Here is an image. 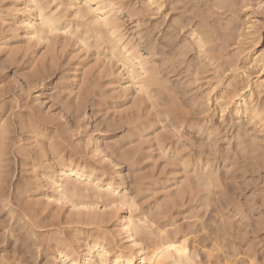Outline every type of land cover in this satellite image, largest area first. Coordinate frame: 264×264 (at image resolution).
<instances>
[{
	"label": "rangeland",
	"instance_id": "obj_1",
	"mask_svg": "<svg viewBox=\"0 0 264 264\" xmlns=\"http://www.w3.org/2000/svg\"><path fill=\"white\" fill-rule=\"evenodd\" d=\"M31 1L0 0V138L4 136L0 139V264H71L70 260L77 264H101L100 255L105 258L104 264H115L118 256L125 259L137 256L132 264H140L139 256L149 255L161 239L170 238L169 241L177 239V244L185 247V254L194 264H264V92L259 93L263 87L260 83L264 81V71L261 72L264 67L263 23L257 24V29L249 30L256 16L261 15L256 13L258 0H252L255 5L249 6L250 9L236 6L229 0V5H234V14H224L220 10L218 13L215 10L218 0H204L209 2L207 6L203 0H178L175 4V0H116L118 7L124 6L120 13L112 11L114 16L110 13L114 20H121L117 22L120 29L116 36H124L123 45L130 43L129 48L139 50L138 57L146 74L138 67L134 71L136 68L132 70L130 65H124L121 59L125 56L119 57V51L114 50L117 53L112 54L110 41L104 39L114 40V37L104 27L87 23L88 19L97 16L94 10L105 0L103 3L92 0L89 7L85 5L89 0H79L80 4H75L74 0H39V5L33 3L35 0ZM233 1L241 4V0ZM169 2L177 8L191 3L186 6L187 15L181 13L182 10L174 11L179 14L178 22L175 17L173 19L179 24L198 12L196 25H189L191 29L187 27L186 31L200 33V27H203L200 25L207 20L204 27L207 25L206 30L211 32L213 46L221 49L225 45L223 42L242 40L241 35L246 42L227 48L225 51L229 55L221 50L213 53L217 54L216 59L221 56V62L203 58L204 61L194 52L189 55L190 60L182 58L180 53L188 46L189 36L184 38L182 34V38H177L173 28H168V19L173 14L171 8H174L172 5L167 9ZM214 3L212 11L209 6L213 7ZM202 6L206 7L204 10L210 17ZM39 9L62 21L57 33H49L50 36L45 33L43 37L39 35L41 32L33 34L34 28L39 31ZM200 13L207 17L203 18ZM258 13L263 12L259 10ZM79 14L83 17H75ZM166 15H169L168 19ZM30 21L33 25L28 24ZM209 24H212L211 29ZM78 26H82L81 29ZM94 27L101 28L103 34L99 36L110 37L98 36L101 44L97 36L91 34ZM227 28L233 30L230 39H227ZM250 31L257 35H250ZM85 32L90 33L86 38ZM166 34L168 37L164 38ZM88 37L89 44L97 40L96 44L82 42ZM81 39V42L77 41ZM216 42L221 45L216 46ZM121 54L125 55L123 51ZM228 60L238 61L234 75L239 77L242 86L248 84V89H252L251 93L246 90L244 93L247 92L245 97L249 103L246 107L255 112L246 109L245 105L240 112L226 110L223 101L217 99V94L227 88L229 81L225 77L230 74L224 77L217 64L229 63ZM201 66L205 70H201ZM42 70L46 71L42 73ZM257 90L259 94H256ZM255 117L259 118L255 120ZM5 137L10 141L7 142ZM69 165L75 171H85L91 178L62 182L63 169ZM94 183L99 187L93 191ZM73 188L80 189L78 198L64 196ZM200 238L201 242L204 238L208 241L204 239L203 244ZM207 253L212 258H207ZM65 256L71 259L65 261Z\"/></svg>",
	"mask_w": 264,
	"mask_h": 264
},
{
	"label": "bare ground",
	"instance_id": "obj_2",
	"mask_svg": "<svg viewBox=\"0 0 264 264\" xmlns=\"http://www.w3.org/2000/svg\"><path fill=\"white\" fill-rule=\"evenodd\" d=\"M31 1V0H30ZM33 1V0H32ZM31 1V2H32ZM37 1L39 2L38 4H37ZM46 1V0H45ZM59 1V0H58ZM57 1V2H58ZM90 1H92V0H89V1H87L86 3H85V1H84V3H85V5H87L88 4V7H89V3H90ZM101 1V0H100ZM103 1L104 0H102V3H103ZM115 1L116 0H105L104 1V4L103 5H98L97 7H96V9L94 10V12L97 14V16L96 15H94L95 17H92L91 19H93V20H90V19H88V16H87V19H88V21H87V23H89V24H93V23H95V24H97V25H99L100 27H104L107 31H108V33L110 34V36L112 35L113 37H114V40H109L108 38H106V39H104V40H106V41H110V49H111V51H112V54H115V53H117V51H119V55L118 54H116V55H118L119 57H120V55H121V57L122 56H125V57H122L123 59H121V62H123V64L124 65H130V68L133 70V69H135L134 71H136L137 70V67L141 70V71H143V73L144 74H146L147 72H146V70H144L143 69V67H142V62L139 60V57L138 56H140V55H138V51L136 52L134 49H132V46H131V48H129L130 46V43H129V45H128V43H127V45H123L122 43H121V41H122V39H123V37H117L116 36V33L117 32H119L118 30L120 29V25L118 24L119 23V21H121V20H119V21H116L117 19H113L112 18V16L110 15V13L113 11V12H116V11H118L119 13L121 12V9L124 7H118V5L115 3ZM126 1V0H125ZM132 1V0H131ZM130 1V2H131ZM151 1V0H150ZM153 1V0H152ZM167 1H169V0H167ZM173 1V0H172ZM188 1V0H187ZM187 1H184V3L185 2H187ZM190 1V0H189ZM204 1V0H203ZM217 1V0H216ZM243 1V2H242ZM255 1H257V0H255ZM21 2V1H20ZM54 2V1H53ZM93 2V1H92ZM96 2V1H95ZM99 2V1H98ZM134 2V1H133ZM175 2H179L178 0L176 1H174V3L173 4H175ZM200 2V1H199ZM204 2H207L206 3V5L205 6H207V4L209 3L208 1H204ZM229 0H218L217 1V3H216V7L215 8H217V9H215V10H218V13H219V10L220 11H224V14L225 13H231V14H234L235 13V11H233L234 9L232 8V7H234V5H242L243 6V8L245 7V8H249L250 9V7L249 6H251V5H255V3L254 4H252L253 3V1L252 0H241V4H240V1H238V3H237V1H231L230 0V2L232 3H235L234 5H232V6H230L229 5ZM258 2V4H256V8H257V10H256V13L257 14H261L260 15V17L259 16H256V13L254 12V10H253V13H254V15L256 16V21L255 22H253V24L251 25V26H249V30H253L255 27H257V24H259V23H263V26H262V30L264 29V0H258L257 1ZM33 3L34 4H36V5H39L41 2L39 1V0H35V1H33ZM62 3V2H61ZM74 3L75 4H77V3H79V0H74ZM100 3V2H99ZM101 3V4H102ZM168 3V2H167ZM167 3H165V4H167ZM170 3V2H169ZM232 3V4H233ZM34 4H33V7H34ZM80 4V3H79ZM97 4V3H96ZM95 4V5H96ZM120 4V3H119ZM173 4H171L170 3V5H169V7L167 8V9H170V7H172V5ZM180 4H181V2H180ZM191 4V3H190ZM190 4H187V5H189L190 6ZM35 5V6H36ZM121 5H123V4H120V6ZM131 5V4H130ZM134 5V4H133ZM159 5H160V3H159ZM186 5V6H187ZM236 5V6H237ZM46 6V5H45ZM49 6V5H48ZM62 6V5H61ZM60 6V7H61ZM71 6V5H70ZM73 6V5H72ZM78 6V5H77ZM90 6H92L91 4H90ZM156 6V5H155ZM174 6V5H173ZM177 6H178V3H177ZM182 6V5H181ZM176 7V5L174 6V8L172 7L171 8V11L173 12V14H171V16L169 17V19H168V16L170 15L169 13V15L167 16L166 15V17H167V19H168V28L170 27H172L173 29V33H175V35L174 36H176L177 38L178 37H181V35H182V37H184V38H186V35L188 34V36H189V38L186 40V42L188 43V46L187 47H185L184 49H182V51H181V53H180V56L183 58H185V59H187V58H189V55L190 54H193V52L194 53H196V55H197V57H199V58H202V60H209V61H213V60H215V61H220V57H218V59H216L217 58V54L215 55V54H213V53H215V52H217V51H220L221 53L223 52L224 53V51L228 48H230V47H232V46H234V45H237L236 47H238V46H241L242 44H243V42L245 41V38L243 39L242 38V35L241 36H239V38L240 39H242V40H240V41H238V42H236V39L234 40V38H233V40L234 41H231V40H228V41H226V31H228L227 29H226V31L224 32L225 34H224V37H225V43L223 42V40H221V42H223V44H225V45H223L222 46V48L220 49L218 46H217V44H219V43H215V45L218 47V50H217V47H215V46H213L212 45V43H213V41H212V39L210 38V37H212V35L211 36H209V34L211 33H209V31H208V29L206 30V28H207V25H206V27H204V24L206 23V21H204L205 23L203 24V25H200V26H203V27H200V28H202V29H200V33H197L196 32V30L193 28V30H195V31H191L190 32V30H188V31H186L187 29V27L188 28H190L191 26H195L196 25V23H195V16H196V14L198 13L197 11V13H195V16L194 15H192V16H194V17H188V19L186 20V18H185V21H183V22H180L179 24H177L176 22H175V20H176V17L179 15H176L175 13H174V11L176 12V11H181L182 10V12L181 13H183L184 15H187L186 14V12L188 11H186L185 12V10L187 9V7L184 5L183 7ZM209 6V5H208ZM214 6H215V3H214V5H213V7L212 6H209V7H211V10L213 11V9H214ZM242 6H240L241 8H242ZM26 7V6H25ZM50 7V6H49ZM57 7V6H56ZM133 7V6H132ZM193 7V6H192ZM239 7V6H238ZM239 7V8H240ZM252 7V6H251ZM35 8V7H34ZM37 8V7H36ZM40 8V7H39ZM48 8V7H47ZM86 8V7H85ZM92 9H93V7H91ZM203 8V9H202ZM202 10L203 11H206V10H204V8H206V7H204V6H202ZM255 8V9H256ZM91 9V10H92ZM107 9H109V10H107ZM127 9V8H126ZM125 9V10H126ZM191 9V8H190ZM195 9V8H194ZM209 9V8H208ZM253 9V8H252ZM251 9V10H252ZM83 10V9H82ZM82 10H80V11H82ZM90 10V11H91ZM124 10V9H123ZM122 10V11H123ZM128 10H129V7H128ZM128 10H126V11H128ZM131 10H133L132 8H131ZM184 10V11H183ZM198 10V9H197ZM259 10H262V12L263 13H258V11ZM44 11L45 10H43V9H39L38 10V12H39V20H40V23H39V31H38V29L36 30L35 28H34V31H33V34L34 35H36V34H38V33H40L39 35H46L45 33H48V35L47 36H50L49 35V33L50 34H52V33H57L58 32V30H60V27H62L61 26V24H60V21L58 20V18L55 16V15H52V13H51V15L48 13V14H46V13H44ZM55 11H56V9H55ZM54 11V12H55ZM85 11V10H84ZM87 11H88V9H87ZM170 11V10H169ZM170 11V12H171ZM200 11V10H199ZM208 11H210V10H208ZM236 11H237V9H236ZM242 11V10H241ZM47 12V11H46ZM60 12V11H59ZM93 12V13H94ZM112 12V14H113V16H114V13ZM128 12H130V11H128ZM189 12H191V11H189ZM207 12V11H206ZM234 12V13H233ZM252 12V11H251ZM57 12H55V14H56ZM93 13H91L90 12V14H93ZM133 14L135 13V11H133L132 12ZM132 13H130V14H132ZM188 13V12H187ZM193 13V12H192ZM202 13H204V12H202ZM202 13H200V14H202ZM208 13V12H207ZM207 13H204V14H207ZM211 13H213V12H211ZM216 13V12H215ZM238 13H240V12H238ZM237 13V14H238ZM21 14V13H20ZM59 14H61V13H59ZM78 14V13H77ZM82 14V13H81ZM86 14H88V12H86ZM123 14V13H122ZM126 14V13H125ZM130 14H129V16H130ZM137 15H138V12L136 13ZM135 14V15H136ZM182 14V15H183ZM190 15H191V13H189ZM188 14V15H189ZM217 14V13H216ZM220 14H222V13H220ZM220 14H219V16H220ZM224 14H222L223 16H225ZM73 15V14H72ZM116 15H118V13L116 14ZM199 15V14H198ZM198 15H197V17H198ZM208 15V17H210V15H209V13L207 14ZM207 15H205L206 17H207ZM213 15H214V13H213ZM77 16H82V15H76L75 17H77ZM133 15H131L130 17H132ZM152 16V15H151ZM200 16V15H199ZM204 16V17H205ZM37 17V16H36ZM83 17V16H82ZM153 17V16H152ZM166 17H164V18H166ZM175 17V20L173 19ZM187 17V16H186ZM196 17V18H197ZM202 17H203V14H202ZM202 17H200V18H202ZM203 17V18H204ZM222 17V16H221ZM231 17V16H230ZM236 17V15L235 16H233L232 18H235ZM263 17V18H262ZM61 18V17H60ZM116 18V17H115ZM118 18V17H117ZM178 18H179V16H178ZM200 18H198L199 20H200ZM212 18V17H211ZM250 18V17H249ZM62 19V18H61ZM86 19V20H87ZM121 19V18H120ZM130 19V18H129ZM128 19V20H129ZM144 19V18H143ZM220 19V18H219ZM219 19H216V20H219ZM231 19V18H230ZM79 20V19H78ZM77 20V22H79V21H81V17H80V20L78 21ZM82 20H83V18H82ZM131 20V19H130ZM148 20V19H147ZM202 20V19H201ZM200 20V21H201ZM204 20V19H203ZM228 20V19H227ZM234 20V19H233ZM93 21V22H92ZM132 21V20H131ZM164 21V20H163ZM177 22H178V19L176 20ZM211 21H213V20H211ZM210 20H209V22H211ZM250 21H252V20H250ZM62 22V21H61ZM70 22V21H69ZM92 22V23H91ZM118 22V23H117ZM137 22V21H136ZM141 22V21H140ZM160 22V21H159ZM158 22V23H159ZM199 22V21H198ZM230 22H231V20H230ZM36 23V22H35ZM73 23H75L74 21H73ZM86 23V22H85ZM86 23V25H88ZM122 23V22H121ZM120 23V24H121ZM225 23V22H224ZM29 25H33V23H31V21L28 23ZM202 24V23H201ZM208 24V23H207ZM219 24V23H218ZM247 24V23H246ZM65 25V24H64ZM82 25V24H81ZM85 24L83 25V26H86ZM137 25H139V24H137ZM136 25V26H137ZM189 25H191L190 27H189ZM210 25V24H209ZM212 25V24H211ZM211 25H210V28L209 29H211ZM216 25V24H215ZM67 26V25H66ZM74 26V25H73ZM77 26V25H76ZM88 26H90V25H88ZM87 26V27H88ZM94 26V25H93ZM92 25H91V27H93ZM122 26V25H121ZM139 26H141V25H139ZM163 26V25H162ZM165 26V25H164ZM179 26V27H178ZM199 26V24H197V27ZM244 26V25H243ZM259 26V25H258ZM31 27H33V26H31ZM80 26H78V28H79ZM82 27V26H81ZM81 27H80V29H81ZM86 27V28H87ZM156 27V26H155ZM177 27H178V29H177ZM214 27V26H213ZM242 27V26H241ZM78 28H75L76 29V31L77 30H79L80 31V29H78ZM85 28V29H86ZM89 28V27H88ZM95 28V29H94ZM94 28H92L93 29V31H92V33L91 34H93L94 36H97L96 37V39H99V42H100V38H98V36L100 35V34H103L102 32H101V28L100 29H98L97 27H94ZM97 28V29H96ZM122 28H123V26H122ZM137 28H138V26H137ZM196 28V27H195ZM259 28H260V26H259ZM91 29V28H90ZM123 29H125V28H123ZM140 29V27L138 28V30ZM191 29V28H190ZM197 29H199V28H197ZM231 29V28H230ZM234 29V28H233ZM247 29V28H246ZM255 29H257V28H255ZM66 30V29H65ZM69 30V29H68ZM84 30V29H83ZM87 30V29H86ZM122 30V29H121ZM141 30V29H140ZM215 30H218V29H215ZM244 30V29H243ZM261 30V31H262ZM28 31V30H27ZM57 31V32H56ZM87 31H89V30H87ZM128 31V30H127ZM135 31V30H134ZM136 31H137V29H136ZM178 31V32H177ZM231 31H233L232 29L231 30H229V33L227 34V39H230L231 37H229V36H232V35H230V32ZM4 32V31H3ZM66 32H68V31H66ZM78 32V31H77ZM199 32V31H198ZM215 33L217 32L218 33V31H214ZM247 32V31H246ZM255 32V31H254ZM89 33V32H88ZM87 32H85V35L86 34H88ZM140 33V32H139ZM177 33V34H176ZM220 33H221V31H220ZM232 34H233V32H231ZM69 34H70V31H69ZM74 34H75V32H74ZM107 34V33H106ZM124 34V33H123ZM133 34H135V33H133ZM137 35H139L138 34V32L136 33ZM141 34V33H140ZM249 34L251 35L252 34V32L250 31L249 32ZM255 34V33H254ZM258 34H260V33H258ZM263 35H262V37H263V41H264V33H262ZM43 35H42V37H43ZM62 35V34H61ZM76 35V34H75ZM74 35V36H75ZM82 35V34H81ZM84 35V34H83ZM89 35H90V33H89ZM143 35V34H142ZM167 35V36H166ZM165 36H163L164 38L165 37H168V34H166ZM170 35H172V34H170ZM169 35V36H170ZM220 35V34H219ZM218 35V36H219ZM235 35V34H234ZM244 35V34H243ZM253 35V34H252ZM257 35V34H256ZM256 35H253V36H256ZM261 35V34H260ZM63 36V35H62ZM64 36H65V34H64ZM66 36H67V33H66ZM107 35H105V37H106ZM110 36H107V37H110ZM120 36H122V35H120ZM144 36V35H143ZM143 36L142 37H139V40H140V42H142V40H143ZM215 35H213V37H214ZM223 36V35H222ZM51 37H52V35H51ZM87 37V35L84 37V38H86ZM99 37H101V38H105L104 36L102 37V36H99ZM137 37V36H136ZM145 37V36H144ZM171 37V36H170ZM181 37V38H182ZM216 37L217 36H215L214 38H215V40L217 41H220L219 39H216ZM223 37V38H224ZM233 37H235V36H233ZM238 37V36H237ZM252 37V36H251ZM46 38V37H45ZM44 38V40H46L47 42H48V39L46 38L45 39ZM75 38V37H74ZM80 38V37H79ZM83 38V41H82V39L81 40H77V41H79V42H84L85 43V41L87 42L88 41V39L90 38V37H88L87 39H84ZM92 38V37H91ZM112 38V37H111ZM110 38V39H111ZM131 38H133V37H131ZM173 38V37H172ZM177 38H175L174 37V39H177ZM180 38V39H181ZM218 38V37H217ZM220 39H221V37H219ZM222 38V39H223ZM246 38H248L247 37V35H246ZM36 39V38H35ZM42 39V38H41ZM95 39V40H96ZM126 39V38H125ZM261 39V38H260ZM32 40V39H31ZM73 40V39H72ZM146 40H147V38H146ZM247 40V39H246ZM257 40H258V37H257ZM103 41V40H102ZM148 41V40H147ZM261 41V40H260ZM96 42H97V40H96ZM96 42L95 43H92V42H90L91 44H96ZM123 42V41H122ZM139 42V41H138ZM144 42V41H143ZM149 42V41H148ZM147 42V43H148ZM246 42V41H245ZM249 42V41H248ZM259 42V41H258ZM40 43V42H39ZM44 43V42H43ZM46 43V42H45ZM101 44H102V42H100ZM108 43V42H107ZM146 43V42H145ZM151 43V42H150ZM169 43V42H168ZM88 44H89V41H88ZM91 44H89V45H91ZM104 44V43H103ZM170 44V43H169ZM175 44V43H174ZM87 45V44H86ZM105 45V44H104ZM103 45V46H104ZM133 45V44H132ZM151 45V44H150ZM166 45V44H165ZM219 45H221V43L219 44ZM83 46H85V45H83ZM93 46V45H92ZM96 47H98V45H95ZM99 46H100V44H99ZM102 46V45H101ZM137 46V45H136ZM144 46V45H143ZM169 46V45H168ZM167 46V47H168ZM174 46V45H173ZM186 46V45H185ZM245 46V45H244ZM98 48H100V47H98ZM108 48V47H107ZM137 48V47H136ZM147 48V47H146ZM171 48V47H170ZM174 48V47H173ZM240 48V47H239ZM244 48V47H243ZM97 49V48H96ZM101 49V48H100ZM99 49V50H100ZM175 49V48H174ZM103 50V49H102ZM114 50H117V51H114ZM173 50V49H172ZM171 50V52H173ZM176 50H178L177 48H176ZM237 50V49H236ZM238 50H241V49H238ZM94 51V50H93ZM96 51V50H95ZM122 51H123V53H125V55H123V54H121L122 53ZM125 51V52H124ZM250 51H251V49H250ZM115 52V53H114ZM174 52H175V50H174ZM177 52V51H176ZM242 52H244V51H242ZM108 53V52H107ZM110 53V52H109ZM228 53V52H227ZM226 53V51H225V54H227ZM237 53H239L238 51H237ZM240 53H241V51H240ZM218 54H220V53H218ZM104 55V54H103ZM115 55V56H116ZM178 55V54H177ZM227 55H229V54H227ZM175 56H176V54H175ZM232 56V55H231ZM244 56V55H243ZM257 56V55H256ZM142 57V56H141ZM178 57V56H177ZM180 57V58H181ZM193 57V56H192ZM222 57H223V54H222ZM238 57V56H237ZM236 57V58H237ZM242 57V56H241ZM176 58V57H175ZM181 58V59H182ZM204 58V59H203ZM13 59V58H12ZM11 59V60H12ZM103 59V58H102ZM107 59H109V58H107ZM113 59V58H112ZM117 59V58H116ZM116 59H113V60H116ZM120 59V58H119ZM192 59H194V58H192ZM235 59V58H234ZM238 59V58H237ZM2 60H3V58H2ZM189 60H190V58H189ZM204 60V61H205ZM222 60V59H221ZM257 60V59H256ZM18 61V60H17ZM20 61V60H19ZM109 61V60H108ZM183 61V60H182ZM229 61V60H228ZM234 61V60H233ZM2 62H6V61H2ZM10 62V61H9ZM13 62V61H12ZM11 62V63H12ZM113 62V61H112ZM137 62V63H136ZM221 62V61H220ZM223 62V61H222ZM226 62V61H225ZM256 62V61H255ZM106 63V62H105ZM174 63V62H173ZM182 63H185V62H182ZM187 63H188V61H187ZM194 63H196V64H198V66L200 65V63H198V62H194ZM194 63H192V64H194ZM202 63V62H201ZM205 63V62H204ZM211 63V62H210ZM217 63V62H216ZM241 63V62H240ZM2 64V63H1ZM6 64H7V62H6ZM17 64V63H16ZM121 64V63H120ZM175 64V63H174ZM191 64V65H192ZM203 64V63H202ZM213 64V63H212ZM3 65V64H2ZM117 65V64H116ZM173 65V64H172ZM179 65H180V63H179ZM182 65V64H181ZM208 65V64H207ZM206 65V66H207ZM251 65V64H250ZM7 66V65H6ZM122 66V65H121ZM174 66V65H173ZM195 69H196V67L194 66V65H192ZM209 66V65H208ZM244 66V65H243ZM14 67V66H13ZM172 67V66H171ZM174 67H176V66H174ZM216 67V66H215ZM217 67H219L218 69H222L221 70V72L223 73V75H224V77H225V74H229V72H230V74L229 75H227L225 78L227 79V81H229L228 82V85H226V89L225 90H222L221 92H220V94H217V99L219 100H221V101H223V102H221V103H223V106L226 108V110L227 109H235V110H240L241 108H242V106H244L245 105V108L246 109H249L250 108V110L252 111V112H255L254 110H253V108H251V107H246V106H249V103L247 102V98L245 97V94L248 92H252V89L250 90V89H248V88H250V86L247 84V86L244 84V86H246L245 88H244V86H242V82H238V79H239V77L238 76H236V75H234V73H235V70L236 69H238V61H236V62H231V61H229V63L227 62V63H219V65L217 64ZM216 67V68H217ZM260 67V66H259ZM19 68V67H18ZM145 68V67H144ZM198 68V67H197ZM202 68V66L200 67V69ZM212 68V67H211ZM20 69V68H19ZM122 69H124V66H123V68ZM126 69V68H125ZM180 69V68H179ZM182 69V68H181ZM199 69V70H200ZM204 69V68H203ZM203 69H201V70H203ZM210 69V68H209ZM215 69V68H214ZM255 69V68H254ZM18 70V69H17ZM39 70V69H38ZM48 70V69H47ZM56 70V69H55ZM139 70V71H140ZM174 70H177V69H174ZM198 70V69H197ZM196 70V71H197ZM200 70V71H201ZM205 70V69H204ZM43 71L44 70H42L41 72L43 73ZM46 71V70H45ZM44 71V72H45ZM179 71H182V70H179ZM188 71V70H187ZM237 71V70H236ZM262 71H264V67L261 69V72ZM16 72V71H15ZM14 72V73H15ZM18 72V71H17ZM39 72V71H38ZM173 73H174V71H172ZM198 72V71H197ZM239 72V71H238ZM241 72V71H240ZM260 72V71H259ZM34 73H35V71H34ZM137 73V72H136ZM181 73V72H180ZM199 73H202V72H199ZM31 74V73H30ZM37 75H38V73H36ZM138 74V73H137ZM139 74H141V73H139ZM174 74H176V73H174ZM204 74V73H203ZM32 75V74H31ZM45 75V74H44ZM132 75H134V74H132ZM199 75H201V74H199ZM243 75V74H242ZM255 75V74H254ZM34 76V75H33ZM39 76V75H38ZM46 76V75H45ZM136 76V75H135ZM141 76H143V75H141ZM179 76V75H178ZM206 76V75H205ZM219 76V75H218ZM253 76V75H252ZM257 76V75H256ZM36 77V76H35ZM134 77V76H133ZM137 77H138V75H137ZM221 77V76H220ZM237 77H238V79H237ZM258 77V76H257ZM32 78V77H31ZM38 78V77H37ZM150 78V77H149ZM190 78V77H189ZM195 78V77H194ZM203 78V77H202ZM215 78V77H214ZM34 79V78H33ZM42 79H43V77H42ZM153 79V78H152ZM152 79H150V80H152ZM221 79H223L222 77H221ZM245 79V78H244ZM40 80V79H39ZM155 80V79H154ZM241 81V80H240ZM245 81V80H244ZM37 82V81H36ZM134 82V81H133ZM144 82H146V81H144ZM207 82V81H206ZM216 82V81H215ZM222 82H223V80H222ZM251 82V81H250ZM250 82H249V84H250ZM32 83H34L35 84V82H34V80L32 81ZM135 83V82H134ZM195 83V82H194ZM198 83V82H197ZM245 83H248V82H245ZM260 83V82H259ZM140 84V83H139ZM260 84H263V87H261V90H259V93L261 94L262 92H264V81H262ZM259 84V85H260ZM42 85V84H41ZM159 85V84H158ZM211 85V84H210ZM33 86H35V85H33ZM228 86L229 87H231L232 86V88L230 89L229 88V90H228ZM32 87V86H31ZM147 87V86H146ZM145 87V88H146ZM221 87V86H220ZM252 87V86H251ZM30 88V87H29ZM35 88V87H34ZM161 88V87H160ZM169 88V87H168ZM201 88V87H200ZM171 89V88H170ZM3 90H5V88L3 89ZM152 90V89H151ZM247 91L246 93H244V91ZM7 91V90H6ZM197 91V90H196ZM254 91V90H253ZM167 92V91H166ZM169 92V91H168ZM57 93V92H56ZM258 93V90H257V93L256 94H259ZM92 94V93H91ZM145 94V93H144ZM172 94V93H171ZM196 94V93H195ZM208 94V93H207ZM212 94V93H211ZM209 95V94H208ZM9 96V95H8ZM61 96V95H60ZM195 96V95H194ZM211 96V95H210ZM247 96V95H246ZM254 96V95H253ZM260 96V95H259ZM62 98V97H61ZM81 98V97H80ZM59 99H60V97H59ZM160 99V98H159ZM171 99V98H170ZM210 99V98H209ZM61 100V99H60ZM59 100V101H60ZM87 100V99H86ZM89 100V99H88ZM211 100V99H210ZM142 101V100H141ZM141 101H139V102H141ZM144 101V100H143ZM163 101V100H162ZM249 101V100H248ZM250 101H251V99H250ZM263 101V100H262ZM200 102V101H199ZM84 103H86V102H84ZM143 103V102H142ZM209 103V102H208ZM83 104V103H82ZM220 104V103H219ZM209 105V104H208ZM78 106V105H77ZM94 106V105H93ZM142 106V105H141ZM251 106V105H250ZM264 106V105H263ZM80 107V106H79ZM221 107H222V105H221ZM259 107V106H258ZM15 108V107H14ZM29 108V107H28ZM27 108V109H28ZM63 108H64V106H63ZM183 108H184V106H183ZM244 108V107H243ZM264 108V107H263ZM263 108H261V109H263ZM16 109H17V107H16ZM36 109H37V107H36ZM83 109V108H82ZM142 109V108H141ZM186 109V108H185ZM259 109V108H258ZM257 109V110H258ZM3 110V109H2ZM138 110V109H137ZM173 110V109H172ZM178 110V109H177ZM176 110V113L178 112ZM180 110H181V108H180ZM179 110V111H180ZM243 110V109H242ZM11 111V110H10ZM153 111H155V110H153ZM189 111V110H188ZM217 111V110H216ZM231 111V110H230ZM258 111H260V110H258ZM4 112V111H3ZM162 112V111H161ZM181 112V111H180ZM240 112V111H239ZM257 112V111H256ZM7 113V112H6ZM185 113V112H184ZM260 113H262L261 111H260ZM9 114V113H8ZM38 114V113H37ZM155 114V113H154ZM175 114V113H174ZM217 114V113H216ZM238 114V113H237ZM240 114V113H239ZM257 114V113H256ZM166 115V114H165ZM182 115V114H181ZM181 115H180V117H181ZM253 115V114H252ZM259 115V114H258ZM12 116V115H11ZM11 116H9V117H11ZM41 116V115H40ZM175 117H176V115H174ZM187 116V115H186ZM262 115H259V117H261ZM264 116V115H263ZM21 117V116H20ZM134 117V116H133ZM179 116H177V118H178ZM179 117V118H180ZM183 117V116H182ZM251 117V116H250ZM249 117V118H250ZM254 117V116H253ZM259 117H255V120L257 119V118H259ZM18 118V117H17ZM16 118V119H17ZM184 118V117H183ZM242 118V117H241ZM40 119H41V117H40ZM160 119V118H159ZM175 119V118H174ZM185 119V118H184ZM184 119H182V121L184 120ZM228 119V118H227ZM204 120V119H203ZM248 120H250V119H248ZM254 120V119H253ZM252 120V121H253ZM260 120V119H259ZM263 120V119H262ZM173 121H176V120H173ZM177 121H179V120H177ZM264 121V120H263ZM5 122V121H4ZM44 122H46V121H44ZM256 122V121H255ZM255 122H252V124L253 123H255ZM136 123V122H135ZM138 123H140V122H138ZM175 123V122H174ZM183 123V122H182ZM194 123V122H193ZM251 123V122H250ZM179 124H181V122L179 123ZM178 124V125H179ZM196 124V123H195ZM199 124V123H198ZM242 124V123H241ZM264 124V123H263ZM4 125V124H3ZM192 125V124H191ZM237 125V124H236ZM256 125V124H255ZM8 126V125H7ZM56 126V125H55ZM139 126V125H138ZM143 126V125H142ZM172 126V125H171ZM234 126V125H233ZM12 127V126H11ZM121 127V126H120ZM257 127V126H256ZM23 128V127H22ZM199 128V127H198ZM216 128V127H215ZM218 128V127H217ZM223 128V127H222ZM233 128H235V127H233ZM27 129V128H26ZM141 129V128H140ZM240 129V128H239ZM23 130V129H22ZM21 130V131H22ZM25 130V129H24ZM23 130V131H24ZM116 130H117V128H116ZM120 130H121V128H120ZM124 130V129H123ZM129 130V129H128ZM219 130V129H218ZM30 131V130H29ZM59 131V130H58ZM31 132V131H30ZM10 133V132H9ZM22 133V132H21ZM126 133H128V132H126ZM4 134V133H3ZM7 134V133H6ZM129 134H130V132H129ZM215 134V133H214ZM219 134V133H218ZM45 135V134H44ZM173 135V134H172ZM216 135V134H215ZM238 135V134H237ZM1 136V135H0ZM213 136V135H212ZM236 136V135H235ZM51 137H54V136H51ZM176 137V136H175ZM2 138V137H1ZM0 138V139H1ZM3 138H4V136H3ZM2 138V139H3ZM13 138V137H12ZM165 138H167V137H165ZM171 138V137H170ZM1 139V140H2ZM5 139H7L6 137H5ZM18 139V138H17ZM16 139V140H17ZM169 139V138H168ZM0 140V142H2ZM15 140V141H16ZM120 140V139H119ZM123 140V139H122ZM171 140H173L172 138H171ZM7 142L8 141H10L9 139H7L6 140ZM174 141V140H173ZM5 142V141H4ZM3 142V143H4ZM14 142V141H13ZM21 142V141H20ZM119 142V141H118ZM132 142V141H131ZM240 142H242V141H240ZM15 143V142H14ZM130 143V142H129ZM190 143V142H189ZM116 144V143H115ZM184 144V143H183ZM191 144V143H190ZM2 145V144H1ZM4 145V144H3ZM9 145V144H8ZM11 145H13V144H11ZM20 145V144H19ZM117 145V144H116ZM193 145V144H192ZM202 145V144H201ZM10 146V145H9ZM5 147V146H4ZM21 147V146H20ZM59 147V146H58ZM110 147V146H109ZM2 148V147H1ZM0 148V149H1ZM9 148V147H8ZM112 148V147H111ZM119 148V147H118ZM4 149V148H3ZM23 149V148H22ZM109 149V148H108ZM127 149V148H126ZM125 149V150H126ZM211 149V148H210ZM241 149V148H240ZM243 149V148H242ZM2 150V149H1ZM25 151H26V149H24ZM198 150V149H197ZM6 151V150H5ZM116 151V150H115ZM204 151V150H203ZM251 151V150H250ZM4 152V151H3ZM11 152V151H10ZM28 152V151H27ZM54 152V151H53ZM119 152V151H118ZM18 153V152H17ZM19 153H20V151H19ZM133 153H135V152H133ZM164 153V152H163ZM9 154H11V153H9ZM28 154V153H27ZM0 155H1V153H0ZM5 155V154H4ZM20 155H22V153L20 154ZM24 155V154H23ZM31 155V154H30ZM68 155V154H67ZM134 155V154H133ZM139 155V154H138ZM73 156V155H72ZM114 156V155H113ZM121 157H122V155H120ZM245 156V155H244ZM249 156V155H248ZM7 157V156H6ZM9 157V156H8ZM61 157H62V155H61ZM70 157H71V155H70ZM74 157V156H73ZM115 157H117V156H115ZM128 157H129V155H128ZM131 157H133V156H131ZM237 157V156H236ZM2 158V157H1ZM4 158V157H3ZM135 158V157H134ZM138 158V157H137ZM200 158V157H199ZM215 158V157H214ZM256 158V157H255ZM11 159V158H10ZM72 159H74V158H72ZM244 159V158H243ZM251 159V158H250ZM249 159V160H250ZM5 160V159H4ZM9 160V159H8ZM27 160H29L28 158H27ZM34 160V159H33ZM69 160V159H68ZM136 160V159H135ZM138 160V159H137ZM254 160V159H253ZM0 161H2V160H0ZM7 161V160H6ZM50 161V160H49ZM55 161V160H54ZM127 161H129V160H127ZM126 161V162H127ZM139 161H140V159H139ZM11 162V161H10ZM9 162V163H10ZM123 162V161H122ZM125 162V163H126ZM137 162V161H136ZM250 162H251V160H250ZM3 163V162H2ZM6 163V162H5ZM48 164V163H47ZM72 164V163H71ZM50 165V164H49ZM8 166V165H7ZM24 166V165H23ZM78 166V165H77ZM197 166V165H196ZM10 166H8V168H9ZM11 168V167H10ZM201 168V167H200ZM52 169V168H51ZM75 169H77V168H75ZM1 170V169H0ZM12 170V169H11ZM78 170V169H77ZM75 171L74 169H72V167L69 165V167H65L64 169H63V173H62V179H61V181L62 182H67L68 180H70V179H74V178H76L77 180H82L83 178H88V179H90L91 178V175L90 174H87L85 171H83V170H80V171ZM242 170V169H241ZM22 171V170H21ZM205 171V170H204ZM258 171V170H257ZM51 172V171H50ZM208 172V171H207ZM4 173V172H3ZM44 173V172H43ZM53 173V172H52ZM196 173V172H195ZM205 173V172H204ZM244 173V172H243ZM23 174V173H22ZM1 175V174H0ZM11 176V175H10ZM44 176V175H43ZM94 176V175H93ZM2 177V176H1ZM211 177V176H210ZM214 177V176H213ZM245 177V176H244ZM203 178V177H202ZM4 179V178H3ZM55 179V178H54ZM216 179V178H215ZM85 180V179H84ZM197 180H199V179H197ZM211 180V179H210ZM217 180H218V178H217ZM0 181H2V180H0ZM9 182V181H8ZM24 183H26L25 181H24ZM28 183V182H27ZM53 183V182H52ZM98 183V182H97ZM215 183V182H214ZM68 184H70V183H68ZM95 184V183H94ZM93 184V185H94ZM18 185H20V184H18ZM196 185V184H195ZM61 186V185H60ZM65 186H67V185H65ZM81 186V185H80ZM84 186V185H83ZM90 186V185H89ZM98 187H99V184L97 185ZM97 186H96V184H95V186H92L91 188H93L92 190L94 191L95 190V188H97ZM63 187V186H62ZM112 187V186H111ZM18 189H20L19 187H17ZM57 187H55V189H56ZM68 188H70V187H68ZM77 188V187H76ZM76 188H73L71 191H67L65 194H64V196L65 195H72L73 197L74 196H78L79 195V191H80V189H79V191H77L78 189H76ZM202 188V187H201ZM210 188V187H209ZM219 188V187H218ZM222 188V187H221ZM4 189V188H3ZM2 189V190H3ZM64 189V188H63ZM21 190V189H20ZM86 190H87V188H86ZM91 190V191H92ZM100 190V189H99ZM111 190H114V189H112L111 188ZM111 190L109 191V190H107V192L106 191H104V192H106L107 194L109 193V192H111ZM100 191H102V190H100ZM56 192V191H55ZM96 192V191H95ZM129 192V191H128ZM209 192V191H208ZM211 192V191H210ZM59 193H60V191H59ZM58 193V194H59ZM63 193H64V191H63ZM99 193V192H98ZM101 193H103V192H101ZM112 193V192H111ZM127 193V192H126ZM18 194V193H17ZM21 194V193H20ZM22 194H23V192H22ZM21 194V195H22ZM55 194H57V193H55ZM83 194V193H82ZM90 194H92V193H90ZM114 194H115V192H114ZM117 194V193H116ZM124 194H125V192H124ZM214 194V193H213ZM223 194V193H222ZM7 195V194H6ZM81 195V194H80ZM105 195V194H104ZM111 195V194H110ZM122 195V194H121ZM126 195V194H125ZM129 195V194H128ZM128 195H126V196H128ZM139 195V194H138ZM210 195V194H209ZM60 196V195H59ZM112 196V195H111ZM207 196V195H206ZM221 196V195H220ZM11 197V196H10ZM61 197V196H60ZM69 197V196H68ZM134 197V196H133ZM139 197V196H138ZM197 197V196H196ZM222 197H224V196H222ZM67 198V197H66ZM71 198V197H70ZM78 198V197H77ZM79 198H81L80 196H79ZM124 198H125V196H124ZM135 198V197H134ZM217 198V197H216ZM60 199V198H59ZM69 199V198H68ZM74 199V198H73ZM83 199V198H82ZM94 199V198H93ZM127 199V198H126ZM136 199V198H135ZM204 199V198H203ZM212 199V198H211ZM1 200V199H0ZM2 200H5V199H2ZM62 200V199H61ZM134 200V199H133ZM136 200H138V199H136ZM218 200V199H217ZM230 200V199H229ZM65 201V200H64ZM79 201V200H78ZM82 201V200H81ZM89 201V200H88ZM95 201V200H94ZM1 202V201H0ZM8 202V201H7ZM12 202V201H11ZM98 202V201H97ZM108 202V201H107ZM125 202H126V200H125ZM224 202V201H223ZM68 203V202H67ZM87 203V202H86ZM103 203V202H102ZM110 203V202H109ZM123 203H124V201H123ZM5 204V203H4ZM72 204V203H71ZM2 205V204H1ZM95 205H96V203H95ZM72 206V205H71ZM231 207V206H230ZM74 208V207H73ZM232 208V207H231ZM6 209V208H5ZM235 211V210H234ZM80 213V212H79ZM241 214V213H240ZM82 215H83V213H82ZM112 215V214H111ZM75 216H76V220H77V215L75 214ZM99 217V216H98ZM144 217V216H143ZM215 218H216V216H215ZM36 219V218H35ZM81 219V218H80ZM83 219V218H82ZM27 220V219H26ZM99 220V219H98ZM118 220V219H117ZM141 220V219H140ZM151 220V219H150ZM28 221V220H27ZM74 221V220H73ZM78 222V221H77ZM92 222H94V221H92ZM216 222H217V220H216ZM31 223V222H30ZM79 223V222H78ZM152 223V222H151ZM95 224V223H94ZM261 224V223H260ZM28 225H29V223H28ZM79 225V224H78ZM135 225V224H134ZM32 226V225H31ZM40 226H41V224H40ZM28 227V226H27ZM128 227V226H127ZM21 228V227H20ZM126 228V227H125ZM32 229V228H31ZM264 229V228H263ZM125 230V229H124ZM143 230V229H142ZM146 230V229H145ZM149 230V229H148ZM154 230V229H153ZM160 230V229H159ZM127 231V230H126ZM140 231V230H139ZM219 231V230H218ZM5 232V231H4ZM29 232V231H28ZM32 232V231H31ZM129 232V231H128ZM131 232H133V231H131ZM7 233V232H6ZM134 233V232H133ZM218 233V232H217ZM25 234V233H24ZM164 234V233H163ZM168 234V233H167ZM6 235V234H5ZM134 235V234H133ZM143 235V234H142ZM159 235V234H158ZM217 235V234H216ZM126 236H127V234H126ZM150 236V235H149ZM206 236V235H205ZM207 236H208V234H207ZM31 237V236H30ZM162 238H163V235L161 236ZM160 237V238H161ZM202 237V236H201ZM217 237V236H216ZM2 238V237H1ZM159 238V239H160ZM164 238H165V236H164ZM168 238H170L169 237V235H168ZM187 238V237H186ZM96 239V238H95ZM135 239V238H134ZM148 239H149V237H148ZM157 239V238H156ZM166 239V238H165ZM170 239H172V238H170ZM169 239V240H170ZM204 239H206V238H204ZM204 239H202V242H201V238H200V242L201 243H203V240ZM207 239H209L208 237H207ZM206 239V240H207ZM213 239V238H212ZM216 239V244H218V239L217 238H215ZM2 240V239H1ZM25 240V239H24ZM129 240V239H128ZM138 240V239H137ZM163 239H161L160 241L161 242H159L160 244L159 245H157L158 243H155V245H157V247L155 246V248H153L154 250H153V252L152 253H148L149 255H144V254H142L141 256H139L140 258H139V261L141 262L140 264H194L193 263V261L191 260L192 258L190 257V256H188V254L186 255L185 254V247L183 246V245H178L177 244V239H174V240H172V241H174V243L172 242V241H169V240H164V241H162ZM7 241V240H6ZM39 241V240H38ZM61 241V240H60ZM159 241V240H158ZM208 241V240H207ZM210 241V240H209ZM10 242V241H9ZM8 242V243H9ZM25 242H26V240H25ZM148 242V241H147ZM212 242V241H211ZM213 242H215V241H213ZM131 243V242H130ZM200 243V244H201ZM206 243V242H205ZM24 244V243H23ZM39 244V243H38ZM204 244V243H203ZM214 244L215 243H213L212 245L214 246ZM215 244V245H216ZM25 245V244H24ZM42 245V244H41ZM132 245V244H131ZM208 245V244H207ZM39 246V245H38ZM217 246V245H216ZM41 247V246H40ZM104 247V246H103ZM139 247V246H138ZM154 247V246H153ZM202 247H204L203 245H202ZM215 247V246H214ZM222 247V246H221ZM43 248V247H42ZM137 248V247H136ZM49 250V249H48ZM150 250H152V248L150 249ZM208 250V249H207ZM18 251V250H17ZM27 251V250H26ZM29 251H30V248H29ZM28 251V252H29ZM215 251V250H214ZM34 252V251H33ZM91 252V251H90ZM111 252V251H110ZM216 252V251H215ZM79 253V252H78ZM134 253H136V252H134ZM133 253V254H134ZM137 253H140V251L139 252H137ZM142 253V252H141ZM176 253H178V255H176ZM211 253V252H210ZM25 254H26V252H25ZM31 254V253H30ZM33 254V253H32ZM89 254V253H88ZM207 254H209V253H207ZM206 254V255H207ZM212 254V253H211ZM214 254V253H213ZM217 254V253H216ZM228 254H230V253H228ZM7 255V254H6ZM5 255V256H6ZM135 255V254H134ZM215 255V254H214ZM41 256V255H40ZM209 256H210V254L207 256V258H209ZM103 257L104 256H101L100 255V258H101V260H100V263L101 264H104L105 263V261H103V260H105V258L103 259ZM137 257V256H136ZM130 258V259H125V258H123L122 256H118V258H116V260H115V264H132L133 263V259H137V258ZM213 257H215V256H213ZM8 258H9V256H8ZM15 258V257H14ZM31 258V257H30ZM86 258H87V256H85L84 257V259H85V261H84V263L86 262ZM107 258V257H106ZM109 258V257H108ZM107 258V259H108ZM210 258H212L211 256H210ZM216 258V257H215ZM224 258H225V256H224ZM227 258H230V256L228 257L227 256ZM33 259V258H32ZM68 259H71V258H69V256H65V261H67ZM2 260V259H1ZM31 260V259H30ZM59 260V259H58ZM99 260V259H98ZM213 260V259H212ZM211 260V261H212ZM16 261V260H15ZM90 261V260H89ZM214 261V260H213ZM212 261V262H213ZM215 261H217L218 262V260H215ZM98 262V261H97ZM217 262H215V263H217ZM227 262V261H226ZM229 262V261H228ZM11 263V262H10ZM70 263L71 264H77L76 263V261H73V260H70ZM214 263V262H213ZM219 263V262H218ZM211 264V263H210Z\"/></svg>",
	"mask_w": 264,
	"mask_h": 264
}]
</instances>
